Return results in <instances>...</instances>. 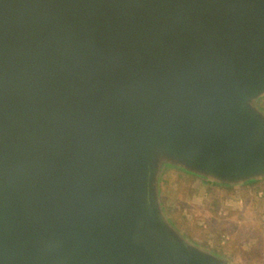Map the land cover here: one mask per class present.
Here are the masks:
<instances>
[{
    "label": "water",
    "instance_id": "1",
    "mask_svg": "<svg viewBox=\"0 0 264 264\" xmlns=\"http://www.w3.org/2000/svg\"><path fill=\"white\" fill-rule=\"evenodd\" d=\"M264 0H0V264H227L164 166L264 182Z\"/></svg>",
    "mask_w": 264,
    "mask_h": 264
},
{
    "label": "rangeland",
    "instance_id": "2",
    "mask_svg": "<svg viewBox=\"0 0 264 264\" xmlns=\"http://www.w3.org/2000/svg\"><path fill=\"white\" fill-rule=\"evenodd\" d=\"M255 105L264 113V95ZM158 179L162 208L184 239L227 264H264V182L216 187L171 166Z\"/></svg>",
    "mask_w": 264,
    "mask_h": 264
},
{
    "label": "built area",
    "instance_id": "3",
    "mask_svg": "<svg viewBox=\"0 0 264 264\" xmlns=\"http://www.w3.org/2000/svg\"><path fill=\"white\" fill-rule=\"evenodd\" d=\"M264 196V190H260L259 192H258V197H263Z\"/></svg>",
    "mask_w": 264,
    "mask_h": 264
}]
</instances>
